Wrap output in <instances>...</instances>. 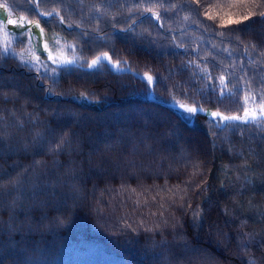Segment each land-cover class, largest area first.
<instances>
[{
	"label": "trees",
	"instance_id": "16d2710c",
	"mask_svg": "<svg viewBox=\"0 0 264 264\" xmlns=\"http://www.w3.org/2000/svg\"><path fill=\"white\" fill-rule=\"evenodd\" d=\"M8 2L16 15L37 18L27 0ZM138 2L42 0L40 11L57 7L66 24H59L55 16L38 18L47 34L59 33L76 46L80 64L108 52L122 66L153 75L154 94L160 101H195L208 110L239 112L236 98L218 103L213 86L221 72L232 83L245 70L253 75L256 68L249 67L240 41L264 45V20L254 17L233 25L241 29L238 32L219 28L217 22L215 32L211 28L206 32L183 21L188 8L183 5L168 12L159 9L165 25L161 28L150 13L129 15L128 9ZM172 2L181 0H165V7ZM133 19L132 29L122 31ZM68 23L74 26L68 28ZM85 31L87 36L82 35ZM221 31L226 36L217 35ZM14 45L20 49L22 44ZM225 48L232 51L231 57ZM241 57L244 68L239 65ZM190 59L206 66L212 79L189 65ZM104 65L94 70L57 68L54 76L0 52V92L10 94L8 100L0 99V131L11 133L9 143L15 149L0 148V182L18 174L26 182V207L12 211L7 203L0 206V222L12 217L23 227L12 234L11 244L0 248V264L36 260L41 264H245L248 256L239 244L240 233L264 229L257 216L260 209L248 206L250 199L264 205V178L253 176V182L247 183L244 165L247 161L257 174L264 171V132L239 123L215 128L213 119L150 101L147 82ZM17 117L24 120L21 131ZM34 131L42 133L39 145L31 143ZM64 133L71 147L51 151ZM25 142L27 150L22 147ZM36 161L41 165L33 175ZM194 165L202 175L192 176ZM70 170L75 177L68 174ZM190 181L197 186L190 187ZM31 182L38 186L37 193L45 194L29 200ZM73 183L79 192L72 191ZM48 185L55 186V195ZM177 188L187 192H181L183 201L177 195L174 204L169 190L174 193ZM193 210L200 212L195 221ZM163 221H168L167 227ZM156 225L160 230L144 231ZM162 240L167 244L162 245ZM250 247L257 258L264 256L255 243Z\"/></svg>",
	"mask_w": 264,
	"mask_h": 264
},
{
	"label": "snow or ice",
	"instance_id": "6c2138e0",
	"mask_svg": "<svg viewBox=\"0 0 264 264\" xmlns=\"http://www.w3.org/2000/svg\"><path fill=\"white\" fill-rule=\"evenodd\" d=\"M27 3H29L35 9V15L37 18L30 19L27 15H16L8 0H0V11H3L6 17L5 19H0V52H2L4 55H7L11 52L15 57L18 58L22 66L33 67L36 71L43 69L45 73L51 72L52 74H56L57 68H67L69 65H77L79 57L73 55L72 58H69L66 54V49H74L75 45L67 43L66 41L61 43L62 38L60 37L59 33H54L50 37V44L49 39L44 38L46 35L45 28L41 26L40 19L38 18L40 16L47 18L55 16L58 18L59 24L63 25L66 24V20L65 16L61 14V11L57 7H53L49 11H40L42 0H27ZM183 5L188 6L187 11L182 17L183 21H190L192 24L203 27L204 31L206 32L209 30V28L215 32V25L217 22L219 28H228L231 30V32H238L241 31V29L232 28L233 25L238 26L245 24L247 21L253 20L254 17H259L261 20H264V0H181V3L179 4L172 2L169 3L167 7H165V0H149L147 6H145V0H139V2L135 4L134 8L128 9V12L129 15H131L133 11L140 12L141 15L150 13V18L158 21L159 26L163 28L165 26L164 20L159 9H164L165 12L174 11L177 8H182ZM99 10L100 9L97 8V11ZM193 13L196 14V19H193ZM200 17H203L207 21H212L213 24L205 25ZM134 23H136L135 19H133L128 24L127 28H123L121 30L129 31L132 29V24ZM9 25H13L19 29H22L23 31L19 33V36H17L16 34L10 32L8 27ZM73 26V23L67 24L68 28H72ZM75 27L79 28L81 25L75 24ZM113 27H115V25H113ZM33 28L38 29L39 35L33 31ZM169 30L172 31L170 27ZM95 31H99V29L97 28ZM82 35L87 36L88 32L85 31L82 33ZM149 35H151V33H149ZM217 35L224 37L226 36V33L221 31L218 32ZM24 37L27 39L26 41L22 42L20 50L17 51L16 48L12 47V45L15 40ZM235 38L240 41V37L238 35ZM38 45L42 47L43 51L47 54L46 59H42L38 54ZM52 45H56L58 47H53ZM240 45L241 51L248 58L249 67H255L256 71L252 76H249L248 72L245 70L235 83H232L228 77L225 76L223 72H221L216 77L218 85L213 86V90L217 93V102L223 104L225 98L229 100L236 98V101L240 104L239 112L225 114V112L220 111L219 108H217L215 111H209L202 105H198L195 101H193L192 104L177 103L179 104V108L183 109L189 114L206 112L208 115L215 118V122L213 124V127L215 128L234 127L238 126L237 122H239V124L252 125L260 132H264V45L257 44L254 41H248L247 43L240 41ZM175 46L186 48V45L180 43H176ZM212 47H216V45L213 44ZM223 50L228 52L230 57L232 56L233 53L231 50L227 48ZM253 54H255V56ZM48 61H51V63L57 65V67L49 69L47 66ZM104 61H107V64L111 65L115 69L122 70L120 68L122 61L113 60V58L107 52H102L95 56L86 66L93 69L101 68L105 66L103 63ZM187 63L189 65H195L196 68L200 69L206 79H212V74L206 66L202 67L198 61L192 59L188 60ZM239 65L241 68H244V59L242 57L239 59ZM229 67L235 69L236 65L230 64ZM257 77H259V79H257ZM142 78L146 79L148 84H154L156 79L148 72H145ZM254 81L255 87L253 86ZM230 84L231 87L229 86ZM49 91L51 90L49 89ZM9 98V93L0 92V99L8 100ZM12 114L15 115V112ZM2 124L3 117L2 114H0V125ZM16 125H18L17 131H21L24 126V120L17 117ZM3 126L7 127V125ZM10 139L11 133L0 131V148L15 150L13 145L9 143ZM41 139L42 133L34 131L31 143L33 145H39V141ZM66 145L71 147V141L68 138V134L64 133L60 136L57 143L50 150L53 152L60 151L63 150ZM22 147L27 150L29 144L25 142L22 144ZM253 152L254 149H250L249 155H252ZM2 155L3 152H0V156ZM40 165V161H36L34 163L32 166L33 175H35L37 167ZM244 167V179L247 183L251 184L253 182V176L258 175L259 178H264V171L257 174L256 171L251 169V166L247 164V161L245 162ZM194 168H196V171L192 173L193 177L202 175V173L199 172L198 165H194ZM25 171H27V169H25ZM249 172L252 174L249 175ZM68 174L75 177V172L72 170H70ZM25 183L26 182L21 178L20 174L9 179L6 183L0 182V206H4L7 203V207H9L12 211H15L17 208L26 207L23 199ZM60 183V181H57V184ZM197 183H191V181L189 182L190 187L192 188H195ZM31 185V189H29L30 195L28 196L29 200H31L32 195L45 194L42 192H36V188L38 186L35 184V182H31ZM71 189L73 192L80 191L75 183L71 185ZM47 190L55 195V186L48 185ZM132 191L135 192V189ZM182 191L186 193L187 189L181 190L177 188L176 192L174 193L171 189L169 190V192L172 193L170 196L172 203H177L175 198L177 195H179L181 201L184 200V195H181ZM13 193H15V195H13ZM9 196L12 198L10 202H7L6 198ZM183 206L184 205L181 204V207ZM248 206L250 208H259L260 210L257 213L258 219L259 221L264 222V205H255L250 199L248 201ZM192 215L195 221L200 215L199 210H193ZM243 223L246 224V221ZM141 224H143V222H141ZM163 224L167 227L168 221H163ZM174 225L175 222L173 223V226ZM128 227L131 228V225ZM18 230L22 232L23 227H18L12 217L9 218V222H0V248H2L4 244H11L12 234ZM157 230H160L159 225H156L153 228H144V231L146 232ZM133 231H135V229H133ZM2 237H7V239L4 240ZM240 237L241 239L239 244L248 256L245 264H264V256L257 258L251 253L250 247L253 243H255L257 250L264 252V229H262L260 232H243L240 233ZM161 244L166 245L167 241L162 240ZM25 264H41V262L39 260L26 261Z\"/></svg>",
	"mask_w": 264,
	"mask_h": 264
},
{
	"label": "water",
	"instance_id": "95a60500",
	"mask_svg": "<svg viewBox=\"0 0 264 264\" xmlns=\"http://www.w3.org/2000/svg\"><path fill=\"white\" fill-rule=\"evenodd\" d=\"M0 18L1 19H5V13L3 11H0ZM42 26V25H41ZM9 30L11 33H14V34H19L21 31H23L22 29H19V28H16L14 27L13 25H9ZM26 27H31V26H26ZM43 27V26H42ZM33 31L37 32V34L39 35V32H38V29H35L33 28ZM46 32V31H45ZM46 39V35L44 37ZM42 48V47H41ZM42 51H43V48H42ZM44 55L46 56L47 54L43 51ZM108 53V52H107ZM110 56L111 54L108 53ZM99 55V54H98ZM112 57V56H111ZM92 60V59H91ZM91 60L89 61V63L91 62ZM49 63H51V61H48ZM103 63L107 64V61H104ZM52 64V63H51ZM54 65V64H52ZM108 65V64H107ZM57 67V65H54ZM67 67H77V68H80L82 70H94L93 68H88L86 65H83V64H80V62L78 61V64L77 65H69ZM108 67L110 68V70L114 73H129V74H132L133 76H135L136 78L144 81V82H147L146 79L142 78L143 77V74L141 73H138L137 71L131 69L128 65H125V66H122L120 65V68L122 70H117L115 69L114 67H112L111 65H108ZM148 83V82H147ZM154 84H149V95H148V100L150 101H153V102H157L159 104H161L162 106H165V107H168V108H172L174 110H177V111H181V112H185L183 109L179 108V104L177 103H169V102H164V101H160L158 100L156 97H155V94H154ZM209 111H215V110H209ZM187 113V112H186ZM196 114H199V115H202L206 118H209V119H213L215 120V118L211 117L210 115H208L206 112H198ZM239 123V122H237Z\"/></svg>",
	"mask_w": 264,
	"mask_h": 264
},
{
	"label": "rangeland",
	"instance_id": "374dc122",
	"mask_svg": "<svg viewBox=\"0 0 264 264\" xmlns=\"http://www.w3.org/2000/svg\"><path fill=\"white\" fill-rule=\"evenodd\" d=\"M1 19V18H0ZM35 32V31H34ZM37 33V32H36ZM17 36H19V34H16ZM38 35V34H37ZM53 35V33H50V34H47L46 33V39H49V43L51 44V40H50V37ZM60 37L62 38L61 39V43H64L65 41L67 42V43H70V44H73V43H71V42H68L63 36H61L60 35ZM26 37H24V38H21V40H19V39H17V40H15L14 41V43H13V45H12V47H14L15 48V45L14 44H16L17 43V41H19V43H21L22 44V42L23 41H26ZM53 47H58V46H56V45H52ZM16 50L17 51H19L20 49H17L16 48ZM37 52H38V54L41 56V58L42 59H46V56L44 55V53H43V51H42V48L38 45L37 46ZM9 55H13L11 52L10 53H8ZM66 54L68 55V57L69 58H72L73 57V55H75L76 57H78V54H77V52H76V46H75V48L73 49V48H68V49H66ZM14 56V55H13ZM79 61V60H78ZM51 64V63H50ZM52 65V64H51ZM47 66H48V68L49 69H51V67L49 66V62L47 63ZM54 66V65H53ZM56 67V66H55ZM33 68V67H32ZM35 69V68H34ZM39 71H42V72H44V70L43 69H40ZM50 74H52L51 72H49ZM52 75H54V76H57L58 75V71H57V73L56 74H52ZM208 110V109H207Z\"/></svg>",
	"mask_w": 264,
	"mask_h": 264
},
{
	"label": "bare ground",
	"instance_id": "6f19581e",
	"mask_svg": "<svg viewBox=\"0 0 264 264\" xmlns=\"http://www.w3.org/2000/svg\"><path fill=\"white\" fill-rule=\"evenodd\" d=\"M15 27V26H14ZM17 28V27H16Z\"/></svg>",
	"mask_w": 264,
	"mask_h": 264
}]
</instances>
